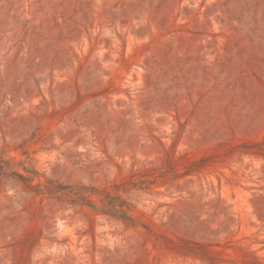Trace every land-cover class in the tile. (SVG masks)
I'll use <instances>...</instances> for the list:
<instances>
[{"label": "rangeland", "instance_id": "rangeland-1", "mask_svg": "<svg viewBox=\"0 0 264 264\" xmlns=\"http://www.w3.org/2000/svg\"><path fill=\"white\" fill-rule=\"evenodd\" d=\"M0 264H264V0H0Z\"/></svg>", "mask_w": 264, "mask_h": 264}]
</instances>
